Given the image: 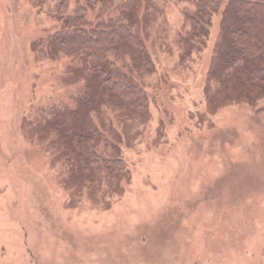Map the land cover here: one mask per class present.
I'll use <instances>...</instances> for the list:
<instances>
[{
	"label": "rangeland",
	"instance_id": "obj_1",
	"mask_svg": "<svg viewBox=\"0 0 264 264\" xmlns=\"http://www.w3.org/2000/svg\"><path fill=\"white\" fill-rule=\"evenodd\" d=\"M59 1L0 0V264H264V96L209 79L224 5L186 53L194 5L138 0L152 67L130 75L147 109L105 97L84 114L77 63L46 43L62 26ZM70 110L89 117L97 152L121 158L128 177L75 173L46 123Z\"/></svg>",
	"mask_w": 264,
	"mask_h": 264
},
{
	"label": "trees",
	"instance_id": "obj_2",
	"mask_svg": "<svg viewBox=\"0 0 264 264\" xmlns=\"http://www.w3.org/2000/svg\"><path fill=\"white\" fill-rule=\"evenodd\" d=\"M188 1L195 9L185 13L189 29L180 37L186 53L189 46L206 36L212 17L224 5L222 44L214 56L209 79L241 96L254 93L264 96V0ZM138 3V0L119 3L76 0L71 14L65 13L68 0H60L55 6V15L62 26L47 37L46 43L51 54L65 53L77 63V67L69 66V75L86 81L88 93L76 105L84 114L97 108L105 97L130 113L147 109V94L130 75L133 70L149 72L152 67L146 44L136 27ZM80 114L79 110H70L64 117L46 122L61 139L63 151L67 149L70 153L68 158H73V163H69L75 165V173L86 176L97 169L111 176L128 177L129 171L121 158H107L97 152L95 146L101 140V132L88 116L82 115L80 119Z\"/></svg>",
	"mask_w": 264,
	"mask_h": 264
}]
</instances>
